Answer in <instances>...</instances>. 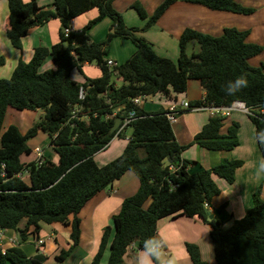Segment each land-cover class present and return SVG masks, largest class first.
Wrapping results in <instances>:
<instances>
[{
    "label": "trees",
    "instance_id": "obj_1",
    "mask_svg": "<svg viewBox=\"0 0 264 264\" xmlns=\"http://www.w3.org/2000/svg\"><path fill=\"white\" fill-rule=\"evenodd\" d=\"M112 1L53 0L51 8H40L36 0H7L6 35L17 49L31 27L51 18H58L60 26L57 42L50 47H35L29 61L18 60L11 75L0 78V227L16 231L21 243L28 234L37 238L41 222L69 226L70 246L54 256L56 261H62L79 241L78 212L83 205L131 171L139 181L138 188L122 200L118 212L111 217V225L103 228L90 264H103L107 245L106 264H126L123 256L132 242L136 241L141 249L145 239L155 237L160 218L176 215L198 216L208 225L216 264H264V198L260 186L252 193V205L233 219L227 229L217 220L208 219L206 204L220 192L211 175L232 183L242 160L222 159L210 168L188 172L189 161L181 158L187 146L176 141L166 109L145 111L132 101L157 96L166 103L177 104L186 91L187 81L198 80L203 97L189 104L226 106L242 101L248 108L246 114L264 159V145L257 139L264 132V62L248 63L262 47L247 41L248 31L235 27L224 28L218 36L185 28L178 38L177 60L172 61L158 55L150 42L137 35L139 27L125 26ZM175 1L163 0L150 16L137 0L129 5L146 19L141 28L148 29ZM184 1L213 10L253 11L234 0ZM92 8L98 11L96 17L73 30L71 20ZM103 17L112 20L113 31L104 41H92L87 30ZM65 28H69L67 33ZM117 35L129 39L135 49L123 62L110 67L106 63L108 45ZM189 41L198 44L196 52H186ZM46 57L53 61L54 67L40 70ZM85 62H95L101 73L95 78L84 76V82L79 83L70 73L72 69L81 72ZM3 64L4 57L0 56V65ZM241 74L248 81L247 87L227 95L226 83ZM114 78L121 84L116 85ZM80 85L86 88L83 100L78 99ZM75 106L80 108V116L86 113V118H71ZM9 107L19 111L41 109L42 114L24 134L14 124L2 130ZM131 111V120L119 132L117 129L111 132L115 118L124 119ZM223 119L224 116L211 115L191 144L210 150H230L236 146L239 124L232 122L226 133H220ZM127 126L131 134L121 153L99 164L95 154ZM38 130L49 137L57 162L43 155L40 161L20 160L21 155L31 153L27 140ZM19 172H26L28 180L18 177ZM22 220L24 224L20 227ZM185 247L192 264H209L201 258L195 243L186 242ZM0 264H42V261L27 256L19 246H11L5 252L0 247Z\"/></svg>",
    "mask_w": 264,
    "mask_h": 264
},
{
    "label": "crops",
    "instance_id": "obj_2",
    "mask_svg": "<svg viewBox=\"0 0 264 264\" xmlns=\"http://www.w3.org/2000/svg\"><path fill=\"white\" fill-rule=\"evenodd\" d=\"M131 1L132 0H119V2H116V0H113L112 6L121 14V8L125 6V3L128 5ZM238 2L241 4L244 1L241 0L240 2L239 0ZM36 3L40 8H51L53 0H36ZM172 9L180 10L182 13H193L195 11L205 12L204 9H206L217 17L223 16L221 12H231L225 10H213L198 3L177 0L176 2L170 4L168 8H166L161 18ZM97 14L98 11L96 8L85 11L71 20V28L73 30L82 28L89 20L96 17ZM103 18H108L110 21H112L109 17ZM92 25L88 28L87 34L90 32L89 30ZM110 25L111 24L108 22V20L107 24L106 22H103L99 28H96L95 32L89 34V38L95 42L102 41L103 38H105ZM59 26V19L51 18L41 25L31 27L28 33L21 40V48L17 49L10 44L6 35V30L8 27L7 0H0V56L4 57V64L0 65V78H8L11 75L18 60H23L25 62L29 61L35 47H50L53 43L57 42ZM183 26H181V28H183ZM158 27L160 30L165 31V33H170L173 39L176 37L179 38V35L185 28H192L190 26H186L181 32L178 30H175L174 32L173 30L167 29L166 27L159 26L157 21V24L155 22L151 27L143 31L141 35L137 32V35L150 42L154 51L160 56H164V54L156 50L157 48L155 46V40H158L162 46H165L168 41L166 37H159L155 34ZM149 29H153L151 30L152 32H150ZM103 30L105 33L103 35L102 33L101 35H98V32H102ZM194 30L204 33V31L199 29ZM222 30L223 27L220 29V32L217 35L212 34V36L220 35ZM205 33L211 35L209 32ZM249 35L247 36V41L254 43V41L249 38ZM121 45L122 51L119 53L111 52L110 54H107L106 58L111 59L116 63H120L123 62V60H125L135 49L133 43H122ZM189 45H191L190 49H188ZM197 50L198 44L194 41H189L186 46V52L190 54L192 52H196ZM178 53L179 48L178 52H174L173 50L169 56L170 58H167L171 59L172 61H176ZM166 56L167 55L164 57ZM256 56L252 57L251 59H254ZM255 62V64H257V60H255ZM53 67V61L49 57H46L39 69L45 70ZM88 69L93 70L95 67L91 66V63L89 62H85L82 65L81 72L75 69L79 75L73 74L72 69L70 76L79 83L84 82V76L89 78L100 76L101 72L98 66L93 73H87ZM116 80L117 82L115 83L118 85L119 79ZM197 81L194 79H189L187 81V88L185 93L181 95V100L185 99L188 102L193 103L194 101L200 100L203 97V88L201 84H199L200 82ZM171 104L172 103H166L161 99H157L156 97H152L150 100H146L145 97H141L137 103V105L145 111L151 112L157 111L159 109H166ZM7 113H10V117L6 121ZM41 114V109H25L19 111L9 107L6 110L3 119L2 130H4L7 125L14 124L17 126L19 131L24 134ZM180 114L182 115L177 117L175 121L171 123L176 141L181 145L187 146L181 152V158L189 161L187 166L188 172H195L204 168H210L211 166L219 163L222 159L242 160V164L235 170V180L232 183H229L224 178L215 174L211 175L213 181L219 187L220 192L219 194L213 196L206 204L207 212L211 214L212 219L222 223V227H228L233 219L242 216L244 212L251 206L252 193L259 186L261 187V197L264 198V175H261L260 177L256 176L258 163L264 159L256 143L253 124L246 116V111L236 108L231 109L229 113L224 116L220 133H226L227 128L232 124V122H237L239 124L237 130L238 144L230 150H210L198 145L197 143L191 144L193 136L202 128V126L211 116L210 111L205 109L196 111L189 110L181 111ZM250 134L252 136H250ZM46 135L47 134H44L43 131L38 130L36 136L28 140L27 144L31 149L32 158L29 159L27 156L21 155L20 160L22 162H30L35 160L34 148L38 147L39 144L43 146L47 145V138L45 137ZM36 137H38V140L32 142V140L34 141ZM127 140H124V142L121 143L119 141H115V138H113L105 149L95 154V160L97 156H99L101 153H106L108 149L111 151V153H109L107 157H104L102 159L103 161H98V163L103 164L116 157L123 150ZM45 148L46 146L41 148L43 156L46 154L47 158L57 162L58 156L55 151L52 150L47 153ZM21 178L25 181L28 180L26 172L22 173ZM138 185L139 181L137 177L131 171H127L111 185L107 186L91 199H89L78 212V217L80 218L79 241L77 245H75L68 253V255L62 261H58V263L53 261V259H55L54 256L58 254L59 250H67L70 246L71 240L69 237V226H64L59 223H54L53 225L49 224L50 231H46L40 224V230L38 231L37 238L44 239L42 250L37 249L34 236L32 234H28L25 241L20 243L19 236L16 231L13 229H4L3 246L5 248L19 246L27 256L41 258L42 264H90L91 259L97 250L103 228L106 225H111V217L113 214L118 212L122 200L125 197L132 195L137 190ZM223 203L225 204L224 207L219 210L218 207ZM23 224L24 221L22 220L19 223V226L22 227ZM208 231V225L198 216H166L158 220L155 237H163L164 240L167 241L165 252L167 256L174 260V264H192L185 247L186 242L195 243L199 248L200 254H204L205 252V254L202 255L203 259L214 264L215 260L213 256V245ZM83 239L86 240L83 241ZM83 242H86L85 247ZM108 250L109 248L107 245L102 258L103 264H106ZM140 250L141 249H138L136 246V241L132 242L128 247L127 252L123 256L124 262L126 264H137L136 257L138 254H140Z\"/></svg>",
    "mask_w": 264,
    "mask_h": 264
},
{
    "label": "rangeland",
    "instance_id": "obj_3",
    "mask_svg": "<svg viewBox=\"0 0 264 264\" xmlns=\"http://www.w3.org/2000/svg\"><path fill=\"white\" fill-rule=\"evenodd\" d=\"M137 1L140 2V4L142 5L143 9L145 10V12L147 13L148 16L152 15L154 13L155 9L158 7V5H160L163 2V0H137ZM238 1L239 0H234L235 3H238L239 5L243 6L244 8H251V9H253V11L248 12V13L221 12V14H223V16L217 17L212 12H210L206 9H204L205 12L195 11L193 13H185V12L182 13L180 10L172 9V10L168 11L162 18H161V16L164 14L165 11L162 14H160L156 20V24L158 21L159 26L166 27L167 29L173 30L174 32H175V30H178L181 32L184 29V27L190 26L194 29H199L201 31H204V33L209 32V33H211V35L212 34L217 35L220 32V29L222 27H223V29L235 27L239 30H246V31H248V35L250 34L249 38L252 41H254V43H256L262 47L261 52L257 55L258 59L256 56L254 59H250L248 61V63L250 65H258L260 62H264V0H242L244 2L241 4ZM116 2H119V0H116ZM121 2H123V1H121ZM240 2H241V0H240ZM129 4L126 5V3H125V6H123V8H121V10H120L123 23L127 27H130V26L139 27L140 30L138 31V33L141 35V33L146 30V29L141 28L145 24L146 19L141 18L138 15V13L136 12V10L133 7H130ZM107 20L111 24L107 30V34L110 31H112V28H113L112 23L113 22L110 21L108 18L107 19L103 18V19L95 22L92 25V27L89 30L90 32H88V36L92 32H95L96 28H99V26H101V24H103V22H106V24H107ZM183 25H185V26H183ZM181 26H183V28H181ZM149 30H150V32H152L151 30H153V29H149ZM156 30L157 31L155 34L157 36L166 37V39L168 41V43L165 46H162V44L158 40H155V46L157 48L156 50L158 52L164 54V56L167 55L166 57H169L173 50H174V52H176V51L178 52V38L176 37L173 39L171 37L170 33H167V32L165 33V31L160 30L159 27ZM101 33L103 35L105 33L104 30L102 32L101 31L98 32V35H101ZM107 34H106L105 38H103L102 41L106 40ZM162 34H165V35H162ZM122 43L132 44V42L127 38H124V37H121L118 35L114 36L113 39L110 40V43L108 45V54H110L111 52L119 53L120 51H122V47H121ZM190 48H191V45H189L188 49H190ZM255 60H257V64H255L256 63ZM91 66L95 67V69H93V70L88 69L87 73H93L97 69L95 62H91ZM72 72H73V74H78V72L75 69H73ZM263 72H264V70H263ZM114 80H115V82H117V80L115 78H114ZM195 81H197V80H195ZM197 82H199V81H197ZM120 84H121V81L119 80L118 85H120ZM155 97L158 99L157 96H155ZM151 98H152V96H145L146 100H150ZM180 101H182V100H180ZM233 113H235V112H233ZM181 115L182 114L179 113L178 115H176V118L181 116ZM246 116H247V114H246ZM9 117H10V113H7L6 121L8 120ZM43 133L46 134L45 132H43ZM36 134L33 137H35ZM130 134H131V128H130V126H127L126 128H124L122 130V132L120 133L119 136L114 137L115 141H119L122 143V142H124V140L126 141L129 138ZM250 136H252V135L250 134ZM33 137H31V138H33ZM45 137L47 138L46 139L47 145H45L46 146L45 150H47V153H49L50 151L53 150V147L50 146L48 143L49 137L47 135ZM31 138H29V139H31ZM28 140H27V142H28ZM37 140H38V137H36L34 139V141L32 140V142H35ZM45 146L39 144L38 147L44 148ZM109 153H111V151H109V149L106 151V153H101L99 156L96 157V161L97 162L103 161L102 159L104 157H107V155H109ZM23 156H27L29 159H31L32 153L23 154ZM44 156H46V154ZM25 163H27V162H25ZM251 205H252V203H251ZM40 224L42 225V227L46 231H50L49 224L44 223V222H41ZM53 224L54 223H52L50 225H53ZM222 228L227 229V227H222ZM85 240L86 239H83V241H85ZM83 245L85 247L86 242H83ZM204 254H205V252H204ZM204 254H200L202 259H203L202 255H204ZM203 260H205V259H203ZM53 261L58 263V261H56V259H53ZM208 263L212 264L210 262H208ZM214 264H216V263L214 262Z\"/></svg>",
    "mask_w": 264,
    "mask_h": 264
},
{
    "label": "built area",
    "instance_id": "obj_4",
    "mask_svg": "<svg viewBox=\"0 0 264 264\" xmlns=\"http://www.w3.org/2000/svg\"><path fill=\"white\" fill-rule=\"evenodd\" d=\"M69 31V28H65V32L67 33ZM107 65L110 67H113L116 65V62H114L111 59H107L106 61ZM86 94V88L83 85L79 86L78 89V99L79 100H83ZM141 98V97H139ZM139 98H133V102L135 104L138 103ZM233 108L236 109H240L243 111H248V108L244 105V103L242 101H233L230 105H226V106H216V105H190L189 102L187 100H182L177 104H171L170 106H168L166 108L165 111V115L167 116V118L173 122L176 119V115H178L179 113H181V111H187V110H191V111H196V110H207L210 111L211 115H216V116H225L229 113V111ZM80 108L79 107H74L72 110V115L71 118H77V119H81V118H86V113H83L81 116L79 115ZM133 116V111L129 112V115L127 117H125L124 119H122L120 125L117 127V132H119L123 126L128 123L131 120V117ZM34 154H35V160L36 161H40L42 158V149L35 147L34 148ZM1 168L4 169V164H1ZM4 174V171H3ZM18 177L22 176V172H19L17 174ZM3 233H4V229H2L0 227V247H1V251L5 252V247L3 246ZM35 240V244L37 246L38 250H42L43 248V243H44V239L41 238H36ZM41 247V248H40Z\"/></svg>",
    "mask_w": 264,
    "mask_h": 264
},
{
    "label": "clouds",
    "instance_id": "obj_5",
    "mask_svg": "<svg viewBox=\"0 0 264 264\" xmlns=\"http://www.w3.org/2000/svg\"><path fill=\"white\" fill-rule=\"evenodd\" d=\"M248 81L243 74L236 76L226 83L225 92L227 95H234L242 88L247 87ZM257 139L264 145V132H260ZM264 175V160L258 163L256 176ZM167 241L163 237H149L144 240L140 254L136 257L137 264H174V260L167 256Z\"/></svg>",
    "mask_w": 264,
    "mask_h": 264
},
{
    "label": "water",
    "instance_id": "obj_6",
    "mask_svg": "<svg viewBox=\"0 0 264 264\" xmlns=\"http://www.w3.org/2000/svg\"><path fill=\"white\" fill-rule=\"evenodd\" d=\"M121 121H122L121 117H116L110 131L111 132L115 131L117 127L120 125ZM167 161L170 162V159H167ZM208 219L213 221L212 216L209 213H208Z\"/></svg>",
    "mask_w": 264,
    "mask_h": 264
}]
</instances>
